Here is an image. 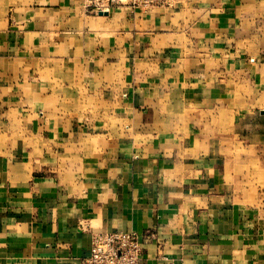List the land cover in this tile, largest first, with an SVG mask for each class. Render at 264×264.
I'll return each mask as SVG.
<instances>
[{"label":"crops","instance_id":"crops-1","mask_svg":"<svg viewBox=\"0 0 264 264\" xmlns=\"http://www.w3.org/2000/svg\"><path fill=\"white\" fill-rule=\"evenodd\" d=\"M209 1L40 0L0 30V264L116 231L139 264H264V24Z\"/></svg>","mask_w":264,"mask_h":264},{"label":"rangeland","instance_id":"rangeland-1","mask_svg":"<svg viewBox=\"0 0 264 264\" xmlns=\"http://www.w3.org/2000/svg\"><path fill=\"white\" fill-rule=\"evenodd\" d=\"M90 1V0H89ZM95 1V0H93ZM101 5L97 6H89L88 0H82L83 8L87 13L98 14V7L103 8L106 11L105 14L112 12L114 9L118 7L128 6L131 7L132 10L134 8H142V11H150L155 9V6H165L172 7L179 0H99ZM221 0H211L209 1L208 13L210 16L216 18L218 17L216 13H219L217 3ZM236 1V0H234ZM243 2L248 3L249 0H244ZM40 0H0V30H4L7 28H13L16 26V29L21 24L18 21H14V16H22L24 13H28L31 10L39 7ZM252 3V2H250ZM214 8V12H213ZM245 28H241V32H246L247 29L253 30L256 25V21L261 22V25L264 24V0H256V5L251 7V10L245 11ZM254 13H258L256 17V21L254 20ZM257 18H259L257 20ZM242 45L252 46L253 44L249 41L243 42ZM263 59V55L261 56V60ZM247 72V71H246ZM88 256V255H87ZM86 256V257H87Z\"/></svg>","mask_w":264,"mask_h":264},{"label":"built area","instance_id":"built-area-1","mask_svg":"<svg viewBox=\"0 0 264 264\" xmlns=\"http://www.w3.org/2000/svg\"><path fill=\"white\" fill-rule=\"evenodd\" d=\"M89 6L101 5L88 0ZM99 12L105 11L98 7ZM142 255L140 237L135 232H98L91 239L90 251L81 264H139Z\"/></svg>","mask_w":264,"mask_h":264},{"label":"bare ground","instance_id":"bare-ground-1","mask_svg":"<svg viewBox=\"0 0 264 264\" xmlns=\"http://www.w3.org/2000/svg\"><path fill=\"white\" fill-rule=\"evenodd\" d=\"M106 13V11H100V12H98V14H105Z\"/></svg>","mask_w":264,"mask_h":264}]
</instances>
